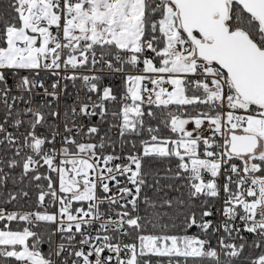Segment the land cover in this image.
Segmentation results:
<instances>
[{
    "label": "snow or ice",
    "instance_id": "snow-or-ice-1",
    "mask_svg": "<svg viewBox=\"0 0 264 264\" xmlns=\"http://www.w3.org/2000/svg\"><path fill=\"white\" fill-rule=\"evenodd\" d=\"M8 8L0 264H264V0Z\"/></svg>",
    "mask_w": 264,
    "mask_h": 264
},
{
    "label": "trees",
    "instance_id": "trees-1",
    "mask_svg": "<svg viewBox=\"0 0 264 264\" xmlns=\"http://www.w3.org/2000/svg\"><path fill=\"white\" fill-rule=\"evenodd\" d=\"M8 5H9V0H0V14L10 13V9L8 8ZM117 90H119V85H117ZM148 120L152 126H158L155 120H152L151 118H148ZM105 128H107V125H105ZM165 134H167L166 130H165ZM110 135H112L117 141H119V136L117 135L115 129L112 130ZM115 147L117 151L120 150V146L118 143L115 145ZM128 148H130V145L125 146V150H127Z\"/></svg>",
    "mask_w": 264,
    "mask_h": 264
},
{
    "label": "built area",
    "instance_id": "built-area-1",
    "mask_svg": "<svg viewBox=\"0 0 264 264\" xmlns=\"http://www.w3.org/2000/svg\"><path fill=\"white\" fill-rule=\"evenodd\" d=\"M116 83H117V85H119V81H117ZM69 84H70V82H69ZM69 91H73V89L71 88V86L69 87ZM207 134L208 133L206 132L205 135H207ZM217 207H219V205H217Z\"/></svg>",
    "mask_w": 264,
    "mask_h": 264
}]
</instances>
